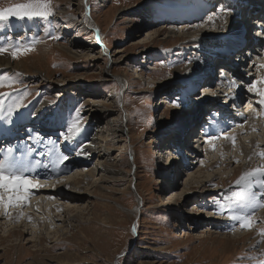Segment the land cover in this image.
I'll use <instances>...</instances> for the list:
<instances>
[{
  "label": "rangeland",
  "instance_id": "1",
  "mask_svg": "<svg viewBox=\"0 0 264 264\" xmlns=\"http://www.w3.org/2000/svg\"><path fill=\"white\" fill-rule=\"evenodd\" d=\"M218 1H204L197 10L194 0H50L52 15L46 20L0 21V47L10 46L0 55L9 57L18 66L14 70L0 67V75L17 81L11 88H0V92L26 90L29 93L25 98L27 107L14 113L12 121L22 117L31 106L46 103L47 114H57L61 120L53 127L57 130L61 124L64 127L58 136H53L40 119L25 122L17 135L14 134L13 141L3 145L0 152H6L9 147L15 153H19L18 146L32 148L30 154L36 160L47 156L57 165L55 158L64 146L60 133L67 131L80 104L84 105L82 112L86 117L84 129L91 134L96 132L97 144L96 153L87 162L79 166L71 162L59 164V175L55 177L43 172L40 177L25 175L43 185L44 181H57L65 174L72 176L77 171L95 170L93 177L77 175L74 178L80 182L75 185L77 189L57 185L46 192L49 195L46 201L45 195L35 196L45 185L30 190L23 204L9 207L8 214L0 219V264H264V237L259 234L264 228V208L247 206L230 195L232 191L244 189L243 184H235L241 175L264 166V158L259 156L264 146L259 147L257 143L253 147L243 142L255 139L261 131L240 134L228 149L223 147L227 140L222 135L241 130L235 126L236 111L245 112L247 103H253V113L262 109L258 105L260 97L246 88L264 73V68L256 73L255 65L249 62V55L256 65L264 61V41L253 46L255 50L246 57V47L226 56L234 60L227 58L223 66L230 70L235 67L241 84L228 69L226 80L222 79L218 74L222 67L212 63L208 66L211 79L206 80L208 77L197 61L204 50L200 34L217 31L214 30L216 21H209L206 15L215 9ZM231 1L240 5L251 3ZM27 2L0 0V8ZM189 12L195 19L193 26L210 24L188 32L183 31L188 29L184 27L181 32L178 29L190 21L186 17ZM240 12L236 20L242 21L246 29L244 42L250 43L249 32L257 22L252 19L246 24ZM258 13L245 15L248 19ZM89 17L96 26L82 27ZM97 36H103L102 41L96 43ZM224 37L225 34L221 38ZM219 44L216 48L220 50L222 43ZM25 45L31 46L32 51L13 58L14 48ZM212 59L215 60V55ZM196 74L195 83L189 84ZM113 76L121 77L124 85ZM233 80L235 83L224 90L223 82ZM201 93L204 97L198 99ZM233 97L238 103L229 107ZM4 100L7 108L11 99ZM52 100L57 103L50 104ZM176 103L180 107H175ZM198 110L196 118L192 112ZM217 121L220 123L216 124ZM12 124L0 119V133L15 129ZM117 127L124 128L127 136L120 137L115 131ZM29 130L31 139H28ZM37 134L46 141L39 147L35 146ZM178 136L187 145L168 147L172 143L170 139ZM206 136L217 139L211 145L202 144ZM242 148L257 153L253 157L255 166L247 165L242 159L246 156ZM70 149L69 154H73V147ZM177 151L182 153L176 155ZM170 159L177 163L170 165ZM43 165L41 171L50 169L49 165L47 168ZM61 165L65 169L68 166L69 170ZM199 170L202 176L212 174L211 178L206 181V177H197ZM122 175H127V180ZM252 179L258 202H264V197L259 196V178ZM57 192L67 194L70 199H61ZM52 194L59 196V200ZM213 196L221 204L225 203L226 196L234 203L219 209L211 199ZM35 199L46 202L37 208ZM33 200L32 208L27 209L24 204L28 202L30 206ZM60 200L67 203L63 205ZM228 207L245 215L254 213L253 227L241 229L239 221L229 220ZM14 209L19 210L22 221L8 222L12 224L9 231L4 222L10 221ZM26 213L32 218L24 221ZM57 214L71 226L62 228L55 236L50 230L49 217ZM34 223L37 225L31 227ZM133 225L137 226L138 234H133Z\"/></svg>",
  "mask_w": 264,
  "mask_h": 264
},
{
  "label": "bare ground",
  "instance_id": "2",
  "mask_svg": "<svg viewBox=\"0 0 264 264\" xmlns=\"http://www.w3.org/2000/svg\"><path fill=\"white\" fill-rule=\"evenodd\" d=\"M79 1H82V0H79ZM195 3H196V6H197V10L201 9L202 7V2L204 1H210V0H194ZM240 1L241 3H243L241 0H238ZM249 2H251L250 4L246 5L247 3H243L245 5H240L239 3H234L233 1L231 0H219L218 3H222V4H225V5H230L232 7H234L235 9V12L234 14H232L228 19H227V24L224 25L223 28H221V25L224 24V21L221 20V19H218V18H214L212 21H216V27H215V30H217L215 33H202L200 34L201 35V40L203 41V47H204V50L200 52V55H201V58H198L197 61L198 63L200 64V66H202V70L205 72V75L208 77L209 73H211V70L208 69V66H210V63L212 64H218V63H223L222 65H224L226 62L225 60L223 59L222 61H217L216 59L218 57H226L228 56L229 54L231 53H234L235 51H238L240 50L241 47H246V51L247 53L245 54V57L247 54H250V52L252 53L251 50H255L253 46L257 45V44H252L251 45V41L250 43H245L244 40L246 39V37L244 36V34L246 33V29L242 23V21H237L236 18H238V10H241L242 12H240L239 15H241L242 18H244V22L247 24V20H252L253 21L255 20L256 22H260V20H258L256 17L258 16V14L256 15V17H248V19L246 18V15L245 14H250V13H253V12H256V11H260L262 12L263 8H264V0H248ZM206 3V2H204ZM217 3V4H218ZM206 5V4H205ZM251 7V10L249 11V8ZM190 9V8H188ZM212 11H215V9H212V10H209L208 12H206L205 14H207L206 16L208 17V15L212 12ZM198 12V11H197ZM199 14V13H198ZM193 14H191V12H189L186 17L188 20L190 21H186V26H183V27H180V30L182 32V30L185 28H188V29H185L183 30L184 32H188L190 31L192 28H195L193 27V21L195 20L193 17H192ZM251 15V14H250ZM205 16V17H206ZM206 17V18H207ZM90 18V17H89ZM235 18V19H234ZM208 19V18H207ZM71 20V19H70ZM247 21V22H246ZM236 23H240L238 24V26H236ZM208 24H210V22L208 23H203L202 25H204L203 27L206 28L208 26ZM249 24V23H248ZM94 25V26H92ZM254 25V24H253ZM88 26H91V27H95L96 24L93 20H91V18L88 20V21H83V26L82 27H88ZM256 26H257V23H256ZM198 28V27H197ZM247 28V27H246ZM253 29H255V26L252 27ZM61 30V28H60ZM249 31V30H248ZM225 34V37L224 39H222V35ZM242 36L244 37V39H242ZM103 39V36H97L95 38V42H100L102 41ZM249 40V39H248ZM247 40V41H248ZM220 43H222V48L219 50L218 48L216 47H219L220 46ZM209 49H211V51H209ZM52 50V49H51ZM264 50V49H263ZM217 51V52H215ZM249 52V53H248ZM254 52V51H253ZM239 53V52H238ZM255 53V52H254ZM257 53V52H256ZM215 55V60L212 59V56ZM255 56L258 55V54H254ZM244 57V58H245ZM233 59V57H232ZM234 60V59H233ZM11 61H13L12 59H10L9 57H3L2 55H0V67H9L11 70L15 69V67H18L16 65H14L13 63H11ZM23 62V61H22ZM22 62H19V66L20 68L23 69V71H25L23 65L21 64ZM208 63V65H206ZM237 63H235L236 65ZM250 64V63H249ZM252 64V63H251ZM255 65V72H259L261 70V68L259 67V65H256L255 63L252 64L251 66ZM26 66V65H25ZM231 66V65H229ZM238 66V65H237ZM236 66V67H237ZM193 67L192 64L189 65V68ZM224 68H222L221 71H223ZM228 68H225V70H227ZM38 70V69H37ZM30 71V70H29ZM228 73L232 76H236L239 81V84H241L240 80L239 79V73H237V71H235V67H232V69H228L227 70ZM248 71H251V69H248ZM219 72V71H218ZM227 76V73L225 72L223 74V76H221L222 79L226 80ZM262 76H264V73H262ZM114 77V80L117 81L120 85H124V82H123V79H121V77H116V76H113ZM197 77V74L195 75L194 79L189 83V84H193L195 83V78ZM210 76L206 79V80H210ZM213 80V78H212ZM111 81V80H109ZM224 85H222L223 89L226 90V88L228 89L230 87V84H233L232 82H229V81H225L223 82ZM208 85V84H206ZM190 91H191V88L192 86L190 85ZM189 91V92H190ZM243 93V92H242ZM252 94V93H251ZM228 96V95H227ZM225 98V100H228V98ZM250 97V95H249ZM235 98V97H234ZM231 102V101H230ZM238 103V100L235 98V105ZM232 104H233V99H232ZM46 107H45V106ZM259 105V104H258ZM251 106L253 107V103L251 105V103H247V112H241V113H237L236 111V116L237 118L235 119V126H238L240 127V131H237L235 133H233L232 135L233 136H236L235 138H237L238 136H240V134L244 135L245 136L247 135L248 132H255L256 130L258 131H261L259 132L258 134L255 135V139H250V140H244L243 142L245 143L246 141L248 142V146H253L255 147L257 145V143H260L259 147L260 146H264V120H261L264 118V107H262L261 110L258 109V112L256 113H253V109L251 108ZM47 104L46 103H43V104H35L34 106H31L26 112L23 113V116L21 117H18L14 122H13V126L15 129L11 130V131H6L5 130V133H6V136H8V140H4V141H0V148L1 147H4L3 145H6L7 143H11L13 141V138H14V134L17 135V132H18V129L20 127H22L24 125L25 122H34V120H37V119H40L42 121V125H44L48 130V132L53 135V136H58L59 132L61 131V129H63V125L61 124L60 127H58L59 130H57L56 127H53L55 125V122L57 121V126L59 125V123H61V120H60V117L57 116V114L54 116L55 119H51V118H37L33 115H30V113L32 111H35V112H45V114L47 115V112H48V109H47ZM249 108V109H248ZM196 110V109H195ZM235 110V109H234ZM198 111H193L192 114L194 115L196 113V118L198 117ZM220 112V111H219ZM258 121V122H256ZM189 122H193L192 120L189 121ZM220 122H216V124H218ZM194 124H195V121H194ZM224 124L221 125V127H223ZM62 126V128H61ZM32 128V127H31ZM17 129V131H15ZM127 129V128H126ZM31 130V129H30ZM46 131V130H45ZM116 133L118 131L119 133V136L120 137H125L127 136V131H125L124 128L122 127H117L115 129ZM114 131V133H115ZM188 134V133H187ZM186 134V136H188ZM95 135H96V132H94L93 134L89 133V131H87L86 129H83V131L75 138V140L72 142V143H66L63 141L64 143V146H63V149L61 150V152L59 153L58 152V155H65V154H68L70 156V159L69 161H65L64 164L66 163H70L71 165L74 164V166H79L81 165L83 162H87L89 160L88 157H92L93 154L96 153V148H97V144L95 143ZM98 135H102V132H99ZM185 136V135H184ZM23 136H20L19 138H21ZM86 137H88V140L86 139ZM102 137V136H101ZM41 138V137H40ZM40 142H36L35 143V146L39 147L40 146V143L43 144L45 143L46 141H44L42 138L40 139ZM246 138V137H245ZM201 139V138H199ZM243 139V138H242ZM100 140V139H99ZM170 140H172V143L167 145L168 147H175L177 145H187V142L186 141H183L181 139V136H178V137H175V138H171ZM170 142V141H169ZM169 142H167L166 144H168ZM205 143L202 142V144ZM241 143H242V140H241ZM243 143V144H244ZM49 144V143H48ZM66 144V145H65ZM233 145L232 143V140H227L226 141V144L223 145L224 149L225 148H231L230 145ZM83 145V147L85 148L86 152L89 153L90 155H88L87 157H85L84 155H81L80 157H77L75 156V151L79 150L80 149V146ZM241 145V144H240ZM247 145V144H246ZM34 146V148H36ZM165 146V145H164ZM7 147V146H6ZM73 147V154H71L72 152H68V150ZM245 147V146H244ZM247 147V146H246ZM208 148V147H207ZM18 149V150H17ZM17 151L16 152H19V153H15V152H12V155L10 157V160L13 161V162H16L17 163V166H18V170H23L24 171V175H31L32 177H40V173L43 172V174H47V173H51V177H55L56 175H59V170L57 169L58 167H60V165H55L49 161V159L47 158V156H44V159L40 158L39 161H40V166H37V167H33L35 164H36V159L33 157L32 154L29 153L28 151V148L27 147H22V146H18L17 147ZM40 149V148H39ZM71 150V149H70ZM69 150V151H70ZM242 150L246 153V156L243 157L242 159L245 160L247 162V165H250L252 166L253 165V157L257 154L256 152H253L252 150H249L248 148H242ZM188 152V151H187ZM6 152H0V159H3L4 158V154ZM186 154V153H185ZM57 155V154H56ZM256 157V156H255ZM51 159V158H50ZM56 159V158H55ZM186 159V158H184ZM229 159H232V157H230ZM238 159V157H235V160ZM44 160V161H43ZM43 162H46L47 165H49L50 169H45V171H41L42 169L41 166L44 164ZM27 164L28 165V169L27 170H24V164ZM68 165V164H67ZM246 165V166H247ZM54 166V167H52ZM58 166V167H57ZM62 166V165H61ZM245 166L244 170L246 171L247 170V167ZM255 166V165H253ZM52 167V168H51ZM63 167V166H62ZM239 167V166H238ZM65 169V167H63ZM60 169V168H59ZM66 169L69 170L68 166H66ZM65 169V170H66ZM95 169V168H94ZM92 172L90 171H87L86 173L81 171H77L74 175L72 176H66L67 174H65L64 176L60 177L59 180H54L53 182L52 181H44L43 182V186H45V189H41L40 191H37V193L35 194V196H39L40 198L45 195L46 198V201L47 198H48V193L46 192H50L52 190V187H57V185H59V187H62L64 188V186H70V187H75L76 184H79L80 182H75L76 179H74L77 175H80V176H85L87 178H90V177H93L94 174H95V170L91 169ZM235 170H233V173ZM61 172V171H60ZM69 172V171H68ZM198 175H196L197 177L200 176V177H206L208 181L212 176V174H203L204 176L200 175L202 172L199 170L198 172ZM215 174V173H213ZM61 176V175H60ZM123 176V175H122ZM124 178L123 179H126L127 180V175L123 176ZM210 177V178H209ZM209 178V179H208ZM34 180V179H33ZM63 181V182H61ZM42 182V181H41ZM78 188V187H77ZM76 188V189H77ZM56 192V190L54 191ZM55 194V193H54ZM52 194L54 197H57V195H61V199H70L69 197L70 196H67V194L65 195V193L63 192H57V195H54ZM171 194V193H169ZM168 194V195H169ZM34 196V197H35ZM167 196V194H166ZM170 197V196H169ZM36 202L33 200L32 202H30V206L27 205V204H24V206H26L27 209H30L32 208L31 204L33 202L36 203V207L37 208H41L43 207V203L46 202L45 200L43 199H35ZM59 200V199H58ZM65 201H62V204L64 205L65 203H67ZM55 204V203H53ZM69 206V205H68ZM22 209H24V207L22 206ZM248 209V208H247ZM26 210V209H25ZM43 211V210H42ZM4 212H5V209L3 208H0V219H2L4 217ZM12 215L10 216V221H6L4 222V224H6L4 227H6V229L9 231H11V225L12 224H8V222H14L15 221H22V217H20V213H19V210H15L12 211ZM42 213V212H41ZM24 214V213H23ZM26 216H24V221L27 219V218H32L31 215L29 214H25ZM55 216V215H54ZM56 217V218H55ZM54 218L52 216H50V230H52V234H55L58 235L59 231L60 230H63L62 228H70V223L63 220V217L61 215H56ZM34 220H36L35 218H33ZM25 226H29L28 224L26 223H23ZM37 223H34V224H31V227L33 226H36ZM59 226V227H58ZM58 227V229H57ZM243 238V237H242ZM241 240V238L239 239V241ZM235 243H238V242H235Z\"/></svg>",
  "mask_w": 264,
  "mask_h": 264
},
{
  "label": "snow or ice",
  "instance_id": "3",
  "mask_svg": "<svg viewBox=\"0 0 264 264\" xmlns=\"http://www.w3.org/2000/svg\"><path fill=\"white\" fill-rule=\"evenodd\" d=\"M143 6V5H142ZM215 11H212L208 15V20L212 21L214 18H218L224 21V24L221 25V28L227 24V19L234 14L235 9L230 5H225L222 3H218L215 6ZM87 15V13H85ZM52 15V5L50 0H29L27 3H19L14 6L3 7L0 8V21H9L11 18H16L19 20H32L33 18H41L46 20L49 16ZM202 25H194L193 27H199ZM257 31L256 38L264 41V21L257 22ZM215 30V29H214ZM60 39L61 37H56ZM36 41L34 40L33 43ZM198 47L199 45L196 44ZM10 46L0 47V53H5L9 50ZM32 51V47L29 45H25L22 47H15L11 52L13 58H16L19 54L23 52ZM259 58V57H258ZM249 62L255 63L252 61L251 55H249ZM188 63L191 64V59L188 60ZM260 68H264V61H261L259 64ZM221 75L223 76V72L221 71ZM14 83L17 81L11 80L5 75H0V88L9 87L11 88ZM232 83H235L233 80ZM260 85H264V76H261L259 79H254L250 84L247 85V92L253 93L256 96L260 97L258 103L262 107H264V87H260ZM29 95V93L25 90L23 92H15V93H2L0 92V119H3L6 123H13L12 117L14 113H17L20 109H25L27 105L25 104V98ZM216 93L213 92L212 96H215ZM8 97L11 99V103L7 105L5 108V100L4 98ZM204 93H201L198 96V99H203ZM52 105L57 103L56 100H52L49 102ZM235 106V98L233 97V104L229 105V107ZM175 107H180L179 103L175 104ZM84 108L83 104H80L76 109V115L70 122L67 127L66 132H61L60 137L66 143H72L75 138L83 131L85 127L86 117L83 115L82 109ZM30 115H33L37 118H51L55 119L53 115L45 114V112H35L32 111ZM223 139L232 140L235 142V137L231 135V133H222ZM32 138V133L28 131V139ZM39 134H37V142H39ZM217 139L216 136H206L205 143L211 145L212 142ZM52 143V141H49ZM34 149L29 148L28 151L31 153ZM13 149L9 147L4 154V158L0 159V208L5 209L4 215H7V209L12 206H18L23 204L29 198V192L32 189H38L43 187L39 183L38 180H33L24 175L23 170H18V166L16 162L10 160ZM52 149H49V154H51ZM75 156L80 157L84 155L87 157L90 155L86 152L83 145L80 146V149L75 151ZM176 155H180L179 152ZM259 156L264 158V151L259 152ZM70 156L68 154L65 155H57L55 163L57 165L64 163L65 161H69ZM170 165H174L177 163L176 160L170 159ZM40 166V161L37 160L36 164L33 167ZM24 170L28 169V165L24 164ZM43 167L47 168L48 165L44 164ZM253 177L259 178V186L261 188V192L259 196L264 197V166L256 167L250 171L245 172L243 175L239 177L235 181L236 185H244V189L242 191H232L231 197H235L240 201L245 202L247 206L250 207H261L264 208V202H258L257 200V192L253 191ZM51 198V197H50ZM213 203L219 209H225L226 206H229L231 203H234L230 199V197H225V203L221 204L220 199L217 196H213ZM228 211V219L231 221H239V227L241 229H251L254 225V213L253 215H245L244 213L234 212L230 207L227 208ZM223 214V212H221ZM133 234H138V229L136 225L132 227ZM260 236L264 237V228L260 229ZM127 255V253H125Z\"/></svg>",
  "mask_w": 264,
  "mask_h": 264
}]
</instances>
